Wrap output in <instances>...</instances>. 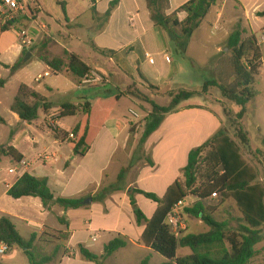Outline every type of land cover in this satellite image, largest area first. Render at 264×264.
<instances>
[{"label": "crops", "instance_id": "0c3cea01", "mask_svg": "<svg viewBox=\"0 0 264 264\" xmlns=\"http://www.w3.org/2000/svg\"><path fill=\"white\" fill-rule=\"evenodd\" d=\"M188 1L190 0H167L165 12L170 14ZM223 1L218 0L216 6L211 8L204 19V21L208 19L214 21V24L218 25V27H214V30L218 31L222 28L220 21L224 13L217 7L221 2L223 5ZM82 3H84V0H30L27 11L18 15L14 24L7 31L2 32L0 25V59L2 55H5V59L8 61L4 62L3 65L11 67L18 62V59L22 58V65L16 71L25 70L23 69L24 66H29L30 63L35 67L44 66L45 70L33 79L35 83L39 84L40 81H35L37 76L48 73V70L54 75V72L44 64L41 58H63L64 53L67 52L77 55L91 68V71H99L105 75L106 72H110V75L114 74L116 76L114 79H117L125 87L133 83L142 87L150 85L158 88V92L155 93L159 95L173 91L171 90V80L176 73L172 75L174 57L169 52L166 35L154 28L145 0H89L86 7ZM111 6L110 14L106 16ZM262 11H256L255 18L257 17L256 14ZM178 18L183 20L185 14L179 13ZM202 24L198 30H200ZM193 36L187 52L192 46ZM24 39L31 40L32 45L25 47L23 44ZM260 50L262 57L258 78L260 70L264 68V50L261 48ZM217 51L219 52V46ZM23 53H30V57L26 62L23 61L25 56H22ZM145 54L150 55L152 62L145 58ZM165 57L169 59V62L165 61ZM139 69H141L144 78L136 75ZM62 74L68 76L67 73ZM24 85L47 99L49 104L52 103V111L58 110L63 103L79 105L88 102L95 104L114 95L109 91L103 93L95 86H83V88H89L88 96L75 98L72 94L74 91L68 90L53 98L52 88L50 87L40 88V86H37L35 88L29 84ZM114 87L119 89L120 92L122 91L119 87L115 85ZM216 105L220 104L216 103ZM114 109L84 156V159L90 158L94 149H102L103 152V156L100 157L102 162L96 165L99 167L98 172L90 176L85 175V180L92 184V188L89 190H83L84 187H79L76 191L75 189H69L67 182L60 181L64 171L55 170V173L52 174L46 172L48 170L47 161L53 160V162H56L58 160L57 157L52 158V156H48L49 159L45 160L43 157L47 156L46 152L50 148L60 145L67 147L65 142L56 140L52 135L53 140L47 146H43L44 152L39 154L37 153L40 148L39 139L33 138L32 144L34 147L30 153L32 157L28 158L19 152L17 144L19 137L13 139L8 147H12L22 156V160L27 163V167L22 172L9 173V170L18 168L17 164L13 162L16 166L8 170V174L16 177L12 182L4 183V190L0 191V203L2 204L0 218L8 217L21 236L22 233L26 235L36 234L37 240L43 233L47 232L68 234V240L60 242L61 249L74 250L79 244L85 248H90L91 243L99 239L98 232L120 235L128 239L129 245L146 250L144 258L150 257L149 264H152V251L140 244L143 227L136 226L133 217L130 216L128 197L116 193L104 204H92L93 206L91 205L92 202L90 204L84 202L85 204H83L84 199L95 197L100 186L108 183L101 180V173L107 167L112 168L115 173H119L121 169L127 168L132 154V151L128 153L126 150L130 146L128 133L130 124L134 122L133 118L127 123H123L112 116ZM217 110L211 103L191 105L185 101L178 112L166 116L160 127L146 140L141 151V159H143V155H150L156 166L152 169H146L143 160H141L140 164L136 165L137 172L134 178L131 179L129 175V179L127 177L125 179L126 191L130 188L137 189L138 186V189L146 192L156 190L158 196L162 197L167 188L178 178L180 170L186 165L183 166V160L185 159L187 162L188 153L222 129L223 119L219 114V110ZM6 114L13 125L23 123L11 111H6ZM76 115L79 116V119L70 128L68 126V129L63 124L64 120L75 118ZM76 115L60 119L61 132H69L75 127L81 118L80 114ZM0 118L4 120L3 125H7V118L5 116H0ZM260 141L264 144V136L261 137ZM134 142L132 141L130 147H134ZM69 152L73 154L70 150ZM71 159L75 160L73 157ZM68 166L70 164L66 162L65 167ZM24 173L47 179L48 187L54 199H82L81 207L63 210L54 205L47 210L38 198L11 199L8 197L7 191ZM114 181L115 179L111 183ZM136 201L144 215L150 218L157 207L156 204L151 203L141 195L136 197ZM96 212L98 214L102 213V215H112L111 222L109 224H95L94 213ZM17 223L20 224L19 229ZM33 227L38 228V230L36 231ZM113 238L114 236H110L104 240L98 256L103 254L104 245ZM58 245V240H55V243H52V241L45 242L43 254L51 255ZM257 246L256 250H258ZM36 247L40 249L37 245ZM50 247H53V249L50 250ZM60 250L56 253L54 259L47 264L90 263L81 261V259L79 261L78 257L65 256L62 253L63 251L60 252ZM187 255L189 254L185 256Z\"/></svg>", "mask_w": 264, "mask_h": 264}, {"label": "trees", "instance_id": "16d2710c", "mask_svg": "<svg viewBox=\"0 0 264 264\" xmlns=\"http://www.w3.org/2000/svg\"><path fill=\"white\" fill-rule=\"evenodd\" d=\"M217 1L190 0L176 11L167 14L165 12L167 0H145L154 28L166 35L169 52L178 58L185 57L193 34L199 29L211 8L216 6ZM111 8L112 6L106 16H109ZM179 13L185 14L183 20H179ZM256 16L264 17V10L258 12ZM9 28L10 24L1 25L2 32ZM226 48L230 53L229 69L232 81L227 83L221 78L220 81L206 80L202 84L201 93L205 94L209 88H216L222 100L238 107L239 111L233 116L232 126L240 144L247 148L250 141L248 133L241 126V121L247 104L254 99L252 87L259 75L262 53L254 34L251 32L250 36L246 37L244 29L239 25L229 34ZM41 60L54 75L67 73L76 79L78 84L91 72V68L73 53L65 52L63 58L42 57ZM21 65L22 58L11 67V70H17ZM145 88L151 93L158 92V88L150 85H146ZM196 95V91L170 92L168 93L170 101L166 106L147 101L151 110L144 119L141 137L131 157L133 161L127 168H131L135 161L142 158L144 143L160 127L165 117L178 112L182 102ZM123 96L125 95L114 94L111 98L95 104L88 102L79 105L61 104L60 119L76 114H80L81 118L69 132L51 130L53 137L65 142L75 156L84 157ZM50 109L51 105L47 99L24 84L18 87L10 106V111L28 125L36 121L40 113L46 114ZM223 111L226 116L230 113ZM0 124H4L2 118ZM69 134L74 135V139H69ZM0 152L10 156L15 163L22 160V156L12 147L1 148ZM127 168L119 172L118 182L126 176ZM257 179V171L243 160L236 142L228 136L225 129H220L206 142L188 153L186 165L181 170V178H177L162 197L140 189L131 191L128 199L134 220L138 227H143L140 244L160 255L164 259L161 264H249L260 255L261 251L256 250V246L264 241V180L259 184L256 182ZM214 193L221 196L222 202L230 196L235 202L239 216L232 221H218L213 218L212 210L206 207L204 202L211 199ZM134 194L156 204L157 207L150 218H147L136 205ZM7 195L14 200L38 198L47 210L54 205L63 210L77 209L81 207L82 202V199H54L47 179L27 173L22 174L8 189ZM186 198H194L196 202L184 208V213L201 220L208 227V231L189 233L184 229L175 234L166 223L171 209L178 201ZM231 222H234L235 226H232ZM58 234L62 235L63 241L68 240V234ZM49 237L48 233H43L38 241L49 242ZM36 241V234L24 239L8 217L0 218V243H5L10 251L17 248L22 250L29 264H47L61 249L58 245L51 255L38 257ZM128 243L126 237L117 235L104 245L101 256L90 252L83 245H77L74 249L77 254L75 257L93 264H104L106 258L125 248ZM180 248H188L190 254L178 257L177 251ZM62 253L66 256L65 250ZM149 260L150 257H145L139 264H149Z\"/></svg>", "mask_w": 264, "mask_h": 264}, {"label": "rangeland", "instance_id": "374dc122", "mask_svg": "<svg viewBox=\"0 0 264 264\" xmlns=\"http://www.w3.org/2000/svg\"><path fill=\"white\" fill-rule=\"evenodd\" d=\"M88 4L89 0H84V3H82V5L85 7ZM217 8L222 10L224 13L220 21L222 26L221 30H214V27H218V25L214 24V21L211 19L204 21L200 30L194 33L192 46L188 50L187 55L184 58H178L174 56L172 75L175 72L176 73L172 76L173 79L171 80V90L173 91L171 92L176 93L179 90L196 91L197 95L186 102L191 105L211 103L215 109L219 110V114L223 119L222 129H225L228 136L234 142H236L240 149V154L243 160L257 171L258 179L256 182L261 184L264 180V144L260 141L261 137L264 136V68L260 70V76L257 79V83L252 87L254 99L249 104H247L245 115L241 121V126L244 131L248 133V138L250 141V145L247 148L240 144L239 140L236 138L234 126H232L234 125L233 116L238 112V107L232 103L222 100L220 93L216 88H209L207 93L204 94L201 93V87L203 82L206 80L215 79L220 81L221 78V80L226 81L227 83L232 81L229 69L230 53L226 46L229 34L236 28L237 25L244 29L246 37L250 36V33L252 32L257 39L260 48L264 50V44L261 43V39L264 36V18H255L256 11L264 10V0H224L223 5L221 2ZM218 46L219 52L217 51ZM4 62L8 61L5 59V55H2L0 59V116H5L8 123L7 125H0V149L8 148V146L11 145L12 140L19 137L17 142L19 152L24 154L26 157L31 158L32 154L30 156V153L34 147L32 144L33 138L39 139L40 148L37 152L39 154L44 152L42 149L43 146H47L48 143L53 140L52 133L50 131L51 129L48 126L46 117L51 113H59V109L52 111L51 103V109L46 114L40 113L37 121L31 123L30 125L24 122L21 125H13L11 119H9L8 115L6 114V111H10L9 106L16 96L20 84H29L35 88H37V86H40V88L50 87L52 88L51 94L53 98L62 95V92L68 90L74 91L72 94H74L75 98L84 95L88 96L89 88H83V86H80L76 79L70 75H52L50 70H48L50 77L43 78L38 84L35 83L33 79L37 74H41L42 71L45 70L44 66L35 67L30 63L29 66H24L23 69L25 70L12 71V66L5 67L3 65ZM95 72L100 75L101 81L90 86L98 87V89H100L103 93H108L109 91L113 94H124L127 96L123 97L119 101L118 105L113 111L112 116L118 118L123 123H127L133 118L132 120L134 122L130 124V130L128 134L130 137V146H132V141L134 142L135 140L134 147L132 148L129 146V148L126 150L128 153L132 151V157L143 131L144 119L151 110V107L147 101H153L160 106H166L170 101V98L168 97V93L170 92L157 95L154 92H149L145 87L137 86L134 83L125 87L117 79H114L116 77L114 74L110 75V72H106L105 75L99 71ZM136 75L144 78L141 69L137 71ZM114 85L119 87L122 91L120 92L119 89L114 87ZM216 103H219L220 105H216ZM182 104L183 102L181 105H179L178 110L180 107H182ZM223 110H226L231 114L228 113V116H226ZM131 112L138 115V118H134ZM78 119L79 116L76 115L75 118L64 120L63 124H65L67 128L68 126L70 128V126L73 125ZM46 153L47 156L58 158L56 162H53V160H51L52 162L47 161L48 170L46 172L48 174L50 172L51 174L55 173V170L64 171L60 181L63 180L67 182L69 189H75V191L79 187H84L83 190H89L92 188V184L85 180V175L90 176L98 172L99 167L96 165L97 163L102 162V159H100V157L103 156L102 149H94L91 157L88 159L71 154L65 145L50 148V150H48ZM71 157L75 158V160L71 159ZM131 157V160L128 161V165L131 161H133ZM141 160H143L144 167L146 169H152L156 166L150 155H143V159L135 161L131 168H127L125 173L126 176L122 178L121 182H118L117 180L118 172L115 173L112 168L107 167V169L101 173V180L107 181L108 183L102 184L95 197H87L83 200V203H89V199H91V205H97V203L104 204L106 200L116 193H120L121 195L128 197L129 194H131L133 188H130L128 191H126L127 187L125 185V179L126 177L129 179V175L131 179L134 178L137 172L136 165L140 164ZM66 162H68L70 166L65 167ZM185 164L186 161L184 159L183 166ZM15 166L16 165L13 164L10 156L0 152V191L2 189L4 190V183L12 182L16 177L14 175L8 174V170L14 168ZM181 170L178 174V178H181ZM113 179H115V181L111 183ZM152 193L158 195V191L156 190ZM133 196L136 201L138 194H134ZM136 205L138 206L137 201ZM204 205L212 210L213 218L218 221H232L239 216L235 202L230 196H228L222 202V198L218 194L215 199H209L205 201ZM1 206L2 204L0 203V208ZM130 216H132L134 220L131 206ZM181 216L182 222L186 228L185 230H187L189 233H201L208 230V227L201 220L185 214L184 210L181 211ZM111 219L112 215L110 214L102 215V213H94V222L95 224L98 223L97 225L109 224ZM17 224L19 229L20 224ZM231 225L235 226L234 222H231ZM33 228L36 229V231L38 230L36 227ZM47 233L50 235L49 240L52 241V243H55V240H58L60 246V242H66L65 239V241H63L62 235L53 234L51 232ZM22 236L25 239H29L31 235L22 233ZM98 236L99 239L95 242H92L90 248L86 247L90 252H93L96 255L99 254L98 252L101 250L105 239L109 238L110 236L116 237L117 235L112 233L105 234L98 232ZM44 243L45 241H36V245L40 247V249L37 248L36 250L38 257L44 256ZM257 247V249L261 251L260 255L254 258L249 264H264V251H262V248L264 247V241L258 244ZM49 249L51 250L53 247H50ZM63 250H65L67 256L76 258L75 256L77 254L75 250L63 248L60 250V252ZM46 253L48 252L46 251ZM145 254L146 250L128 244L124 249H120L113 256L106 258L104 260V264H139L142 258H144ZM177 254L178 256H185L186 254H190V250L188 248L178 249ZM78 259L80 261V258ZM163 261L164 259L160 255L152 252V264H160ZM0 264H29V261L23 251L17 248L11 250L4 256L0 255Z\"/></svg>", "mask_w": 264, "mask_h": 264}, {"label": "built area", "instance_id": "2783aa9c", "mask_svg": "<svg viewBox=\"0 0 264 264\" xmlns=\"http://www.w3.org/2000/svg\"><path fill=\"white\" fill-rule=\"evenodd\" d=\"M28 1L29 0H0V24H10L12 26L18 17V15L25 13L28 8ZM261 43H264V36L261 39ZM23 44L25 47H30L32 45L31 40L24 39ZM145 58H147L150 62H152V59L149 54H145ZM165 61L169 62V59L165 57ZM50 76L49 73H44L43 75L37 76L35 79L36 82L41 81L43 78ZM101 81L100 75H98L95 71H91L89 74L85 75L79 85L80 86H90L97 84ZM133 117H137L135 113H132ZM47 123L48 126L52 131H60V118L59 113H51L47 117ZM69 139H74V135L69 134ZM45 160H48V156L43 157ZM17 164V169H11L9 170V173H16L18 171H23L27 167V163L24 160H21ZM217 197V194H212L211 199H215ZM196 202V199L194 198H186L185 200H180L177 202V204L171 209L170 213L168 214V217L166 219V223L171 226L172 231L174 233H177L179 230L185 229V226L181 219V211L189 207L190 205H193ZM10 252L9 247L5 243H0V255L4 256L7 253Z\"/></svg>", "mask_w": 264, "mask_h": 264}, {"label": "water", "instance_id": "95a60500", "mask_svg": "<svg viewBox=\"0 0 264 264\" xmlns=\"http://www.w3.org/2000/svg\"><path fill=\"white\" fill-rule=\"evenodd\" d=\"M30 57V53H26L25 56H24V59L23 61L26 62L28 60V58ZM91 202V199H89V203ZM85 204V203H83Z\"/></svg>", "mask_w": 264, "mask_h": 264}]
</instances>
